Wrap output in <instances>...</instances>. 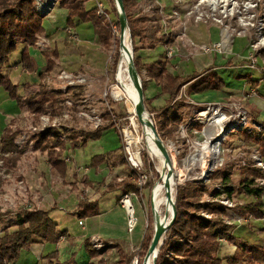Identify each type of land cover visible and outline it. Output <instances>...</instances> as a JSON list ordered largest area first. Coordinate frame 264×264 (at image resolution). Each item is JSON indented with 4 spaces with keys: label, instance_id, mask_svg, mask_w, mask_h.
<instances>
[{
    "label": "rangeland",
    "instance_id": "1",
    "mask_svg": "<svg viewBox=\"0 0 264 264\" xmlns=\"http://www.w3.org/2000/svg\"><path fill=\"white\" fill-rule=\"evenodd\" d=\"M101 1L109 14L108 21L110 22L112 30V46L109 50L101 46L91 24L79 23L76 29L67 26V11L61 7L60 0H52V2H55V7L50 13L51 15H49V17H42L43 23L49 33L47 36H38L37 42H48L50 43V47L41 49L35 46L34 48H29V52L35 60L38 70L40 68L43 72H45L46 69V56L44 54L48 53L50 50L58 52V58H56V60L53 58L57 64L56 68L52 73L46 74L41 83L48 92L61 93L64 95V108L60 113H45L41 115L36 122L25 108L21 107V109L16 104H13L14 107L18 108L20 115H18V117H9L8 123L9 125H13L14 128L22 129V132L15 140V149L10 152H1L2 149L0 150V215H5L0 220V231L3 233L11 227L14 230L16 229L15 224L19 222L16 219V214L23 209L21 206L24 203L30 202V194L33 191L32 185L34 184L36 185L35 188H38L37 176L40 173L45 174L44 169L48 167L47 155L35 151L34 149L36 139L41 133H51V135L59 136L61 140L66 141L69 133H95L101 130L102 136L99 140L89 142L87 147L74 149L73 161L70 158L71 154H69L71 152H68L66 158L69 157L71 160V162H69L70 164H68L70 170L68 180H61L58 182H53V180L49 182L48 180L47 184L52 187L59 184L63 190L71 189L74 192V208L76 207L77 201L81 199L100 198L103 194L104 202L99 201L101 210H107L111 208V205L112 207L118 206L123 209L121 201L125 195L116 190L119 189L117 186L122 179L124 181L128 180L127 177L130 174V170L126 159L125 162H123V157L125 158L123 141L120 131L114 125L112 114L116 115L118 118L124 119L121 125L125 128L130 126L131 135L134 137L132 149L134 151H141V153H147L148 162L152 168L150 175L153 185L150 192L145 191L143 197H134L132 201L136 210V217L139 220L138 226L133 234H128L126 232L123 238L126 239V242H128L130 238L133 239L135 243L137 242L136 247H138L147 231V221L149 222L148 227L151 225L155 231L153 196L157 188L161 184L164 185L167 179L166 176L168 177L170 173V169L167 167L164 168V166L162 168L160 161L150 155L146 141L143 139L142 131V137L134 132L130 124L131 114L129 113L126 102H117L111 96L110 92L117 84L119 63L115 66L114 60L116 55L120 53L121 47V29L118 27L120 18L117 17L108 0ZM173 1L175 4L170 8V14L165 13L167 15L164 16L166 24H161L162 28H156V23L150 25V21L147 18L134 15V17L143 21V23H140L141 27L149 29V32H147L149 39L146 40L147 42L145 45L140 42L137 44L144 65L157 59L164 60L166 58L171 61L169 58L170 54L168 53L172 48L173 50L177 49L178 52L174 54L169 71L180 75L191 74L195 71L202 72L205 69L207 70L208 68L214 67L215 62L217 71L225 82L224 89L221 91H207L194 94L192 98L195 99L196 102L212 101L216 102L214 103L215 105L222 104L225 110L229 111L230 114L233 113L232 116L236 115L238 112H245L247 110L249 114L248 122L246 123L247 126L244 130L242 129L239 132L229 133L225 137L220 146L219 154L216 156L213 169L206 175L205 179H202L201 165L199 161L195 162L193 159L198 160L200 158L202 145L206 142L205 136L207 131L206 129L204 130L202 121L197 119L198 113L206 108V103L190 106L188 104L190 103V99L186 98L183 103L184 106L180 107L178 110L183 121L176 127L173 138L163 140L167 148L170 150L173 149L172 154L176 159V170L178 174L181 173L183 174V178H186L177 182L172 192V198L176 202V189L192 184L207 185L211 191H219L223 188L221 174L228 175L232 179L230 187H234V189L237 190L232 200L225 196L217 200L205 197L203 202H219L226 208L231 204L233 208H227L231 210L230 216L224 220L226 225H232L234 219H242L241 222L244 220V222H248L250 220L249 217L248 219L239 216V218H237L233 209H235L238 204H246L252 201V197L246 196L240 184L244 175L243 169L248 166L252 168L255 167V169L260 170L264 175V171L255 166L254 163L255 159H260L264 162V155L261 147H259L258 144L252 143L250 140L246 141L245 136H264V126L254 120L255 118L250 115V110H253L254 106L249 103L252 101L255 102L257 98L263 97L264 94V0H238L235 12H232L230 15L228 14V16L222 14L221 11L224 13L222 10L223 7H227L225 14L231 11L232 4H230V1L226 3H216L213 5L217 7L216 10L211 8L212 4H210L211 6L206 5L203 0ZM167 2L172 3L170 0H167ZM35 6L36 1L34 0L35 12L40 16ZM218 6H221L222 9ZM92 8H95L94 0L89 1L88 9ZM172 9L173 13L171 14ZM132 13L134 14V10ZM156 15L161 14H159L158 11ZM161 17H163V15H161ZM101 18L107 20V18ZM214 26L220 29L218 32L220 35L219 37H215L217 32L213 28ZM169 28L173 30V33L168 35ZM154 30L158 33L153 37ZM208 31H210L211 35L209 39L203 38L205 34H208ZM223 32L232 36L230 41L225 37H221ZM213 33L215 35H213ZM72 35L74 38L71 37ZM200 35L202 37H199ZM128 37L129 46L134 53L130 31H128ZM163 37L166 38V41L161 43L159 40L163 39ZM201 39L206 40L203 41ZM152 41L153 43L156 41L158 42H156V44L152 43L154 46H151ZM216 44H222L223 52L216 51L206 53L204 51H199L200 45L212 48ZM24 48V44L19 45L18 51L9 59V65L15 63L17 59H21ZM154 49L159 51V53L154 54ZM188 53H191L192 56ZM227 63H231V65L226 66ZM6 69L7 67L4 69L5 72ZM22 70L27 75L30 74L25 72L23 66ZM63 71L70 75L72 74L74 77H86L87 81L83 85L74 86V88L67 86V83L62 79L58 80L60 73ZM140 77L143 82L148 80L145 70L141 73ZM41 83L34 85L30 89H24V86L20 85V92L27 96H36L41 90ZM187 88L188 87H184L182 89L178 97L179 99L185 96ZM229 89L241 93L243 97L239 95L228 97L225 92H230ZM258 89H261L263 94H261ZM157 91L158 87L154 83L149 82L148 94L153 97L157 94ZM8 102L11 103L8 93L0 89V115H2L3 111L10 112L8 110H11L10 106L12 103L10 105ZM68 102H72V106H70ZM155 104L158 108L163 106L162 101ZM94 112L98 118L100 117L103 120V126L100 130L96 129L95 120L91 116ZM63 113H69L70 118L64 117ZM106 114H110L111 118L109 120L104 118ZM46 116L50 117L48 127L55 125L54 121H56L57 125L55 126L56 128L43 132L40 131L43 126L42 118L44 119ZM151 117L154 121V115H151ZM260 117V122H262L264 114ZM205 121H207V119ZM59 124L61 127L58 126ZM107 126H111V128H107ZM34 129L37 130L35 131ZM92 129L96 130L92 132ZM64 137L66 138L64 139ZM97 155H109V159L108 162L102 164L98 168H94L92 166V159ZM18 156L20 160L17 167L13 166L12 168L7 164V160ZM192 165L195 166L193 167ZM144 169L146 170L145 166ZM215 173H219V175L217 179L213 181L212 179ZM30 180H32V182ZM255 181V188L264 193V178ZM111 187H117L118 189L116 188L114 192L105 194V191L110 190ZM165 195L164 188L162 197ZM161 213L164 216L166 215L165 207L161 208ZM62 215L65 217V212ZM201 216L206 220L214 221V217L207 213H201ZM123 217L124 214L117 210L114 222L123 224ZM170 217L171 216H169L167 223H169ZM71 220H73V222L71 223L69 233H78L79 236L86 234L85 230L79 225L80 219L77 215L74 214V218ZM83 220L86 221L88 219ZM89 222H86V224L88 225ZM250 226L253 225L251 224ZM61 231H65L64 225H62ZM245 231L248 232L246 229L241 228L240 231L236 233V236L245 238ZM3 233H1V235ZM249 236V238L242 240L244 242H250L251 244H254V240L255 244L264 246V238L259 240L254 234H250ZM91 239L90 243L92 247L98 254H101L95 260L97 264H119L118 259L122 254L131 256L132 259L133 250L128 244L126 245L123 242L116 241L109 246L105 245L106 243L104 244L100 239L101 243L104 245H102V251H98V249L93 246ZM61 240L65 241L66 239L62 237ZM86 240L83 242H76L74 237H69V240L65 243V246L72 248L73 253L69 259L74 256L80 264H88L91 261L85 249ZM239 243L242 245V241ZM54 248L56 249V247ZM234 248L236 247L233 242L222 245L218 257H223L226 252L228 254V252ZM239 249L242 250V247H239ZM42 250L43 249H39V251H41V257L43 255ZM106 255L108 258L107 261L101 262ZM57 260L66 262L63 256L57 258ZM152 261L151 259L150 264H152ZM22 262L20 260L18 264H23ZM45 264L48 263L46 262ZM223 264H226V262L224 261Z\"/></svg>",
    "mask_w": 264,
    "mask_h": 264
},
{
    "label": "trees",
    "instance_id": "2",
    "mask_svg": "<svg viewBox=\"0 0 264 264\" xmlns=\"http://www.w3.org/2000/svg\"><path fill=\"white\" fill-rule=\"evenodd\" d=\"M91 0H60V5L67 11V26L76 29L79 23L91 24L96 37L101 46L109 50L112 46V30L110 22L103 20L98 16L95 8L88 9L87 2ZM113 11L119 17L115 0H108ZM128 29L132 37V47L134 50V66L141 75L145 70L147 81L143 82L145 96V105L148 112L154 115V122L158 134L162 140L173 138L176 127L183 121L179 114V108L183 107L186 98L194 94H200L207 91H221L225 87L224 80L220 77L217 67H211L202 72L195 71L191 74L180 75L169 71L173 59L158 60L144 65L143 58L139 54L137 44H144L149 39V29L141 27V19L134 17L132 13L136 6L133 0H123ZM77 22V23H76ZM118 27L121 29L120 23ZM161 28V27H159ZM159 30V29H158ZM48 29L34 9V0H0V89L8 93L9 99L18 107L25 108L29 115L37 122L41 115L45 113H60L64 108L65 97L61 93L48 92L41 83V90L36 96H27L21 94L19 85L12 82L11 78L6 76L4 69L9 63L10 56L17 52L20 44H24L25 49L22 53L21 63L25 72L34 74L38 71V66L29 52V48H34L37 43V37L47 36ZM158 32L153 31V37ZM151 37V38H153ZM161 43L166 38L159 40ZM158 42V41H156ZM153 41L151 46H154ZM153 43V44H152ZM46 56V69L40 75L44 80L45 75L52 73L56 68L57 51H49ZM53 58L55 60H53ZM120 59V53L115 57V66ZM119 65V64H118ZM227 63L226 66H230ZM173 68V66H172ZM149 82L158 87L157 94L150 96L148 94ZM187 88L185 98L179 99L183 88ZM160 100L163 106L157 107L153 101ZM21 108V109H22ZM124 115V114H122ZM105 119H110V114L104 115ZM201 127V126H200ZM111 128V126H107ZM22 132L20 128H14L8 125L1 135V152H10L15 149L14 143ZM102 131L95 133L79 132L77 134L69 133L67 141H63L59 136L51 133H41L35 142L34 149L47 155L48 163L52 174L66 178L69 173L68 164L64 161L65 153L70 149H80L87 147L89 142L99 140ZM246 136V141L258 144L264 155V136ZM123 157V156H121ZM148 181L145 191L152 187L150 172L152 168L149 165L147 153H142ZM20 157H14L7 160V164L13 168L17 167ZM108 156L97 155L92 159V166L98 168L106 163ZM123 162L125 158L123 157ZM243 179L240 184L243 191L254 198L253 201L246 204H238L233 211L236 217L250 218V220H264V202L263 192L255 188V180L264 178L263 173L250 166L243 169ZM219 173H215L213 181L217 179ZM223 188L219 191H211L207 185L192 184L176 189V208L177 218L170 229L164 234L163 244L159 250L156 264H223L224 260L218 257L222 242H234L233 224L238 220H233L232 225H226L224 220L230 216L231 210L227 209L219 202H203V199L209 197L217 200L225 196L232 200L237 191L230 187L232 179L228 175L221 174ZM211 181V179H210ZM125 194L134 193L138 198L140 191L137 183L125 181L117 186ZM117 187H111L105 191V194L114 192ZM201 213H207L214 217V221H209L201 216ZM80 220L96 217L100 214V206L97 200L91 201L84 198L79 201V205L74 212ZM5 215H0V220ZM239 216V217H238ZM19 222L15 230L7 229L0 235V264H16L22 253L29 251L35 244H54L60 243L61 238L65 237L68 241L71 237L68 231H61L55 225L50 217V212L43 209H22L18 212ZM155 231L151 225L147 228L141 245V261L143 262L149 248L152 244ZM85 249L89 254L91 261L88 264H97L95 260L101 254L92 247L90 240L87 239ZM58 253L52 252L47 256L48 264H80L76 257H72L66 262L57 260ZM107 255L101 262L107 261ZM131 256L122 254L119 258V264H129ZM264 264V248L257 245H243L242 250L236 253V256L228 264ZM142 264V263H141Z\"/></svg>",
    "mask_w": 264,
    "mask_h": 264
},
{
    "label": "crops",
    "instance_id": "3",
    "mask_svg": "<svg viewBox=\"0 0 264 264\" xmlns=\"http://www.w3.org/2000/svg\"><path fill=\"white\" fill-rule=\"evenodd\" d=\"M133 1L136 4V6L133 8L134 15L149 19L150 25L152 23H154V24L156 23L157 24V25H155V26H157L156 28H159V27L162 28L161 24H166L164 16H167L166 14H170V8L172 6H174V4H175V2L173 0H170V2L172 1V3H168L167 0H133ZM88 6H89V2H87V7ZM158 11H159V14L163 15V17H161V15H156ZM172 13H173V9L171 11V14ZM167 20H170V19H167ZM213 28L217 32L216 35L214 33H213V35H215V37H217V36L219 37L220 35L218 34V32L220 31V29L217 26H214ZM224 32L222 33L221 37L222 38L225 37L226 39H228V41H230L232 36L229 34H226ZM172 33H173V30H171L169 28L168 35L172 34ZM210 36H211L210 31H208V34H205L203 36V38L209 39ZM199 37H202V36L200 35ZM201 40L205 41L206 39H201ZM232 42H230V43H232ZM18 49H19V47H18ZM153 51L155 52L154 54L159 53V51H157L155 49ZM21 56H22V54H21ZM11 57L12 56H10V58ZM155 61H158V59L153 60L150 63L155 62ZM214 66H216L215 62H214ZM42 73H44V72L41 71L39 68L38 72H36L34 74H28L27 75L22 70L21 59L20 60L17 59L15 63L7 65L5 75L10 77L14 84L19 85V86L22 85V86H24V89H27V88L30 89L34 85H38L39 83H41L42 78L40 77V75ZM258 90H260L261 94H263V91L261 89H258ZM229 91L230 92H225V93H227L228 97L233 96V95H239V96L243 97V95L239 92H235V91L230 90V89H229ZM189 99H190V102L192 103V105H190V106L202 105L204 103H206V104L216 103V102H212V101L196 102V100L193 99L192 96ZM10 102L12 103V105H11V103L8 102L11 105L10 106L11 110H8L10 112L3 111L2 115H0V150L2 148L1 135L3 134L4 129L9 125V123H8L9 117H11V116L12 117H16V116L18 117V115H20L18 108L14 107V105H13L15 103L12 102L11 100H10ZM159 102H161V101L155 100L153 104L156 105L155 103H159ZM249 103H251L254 106L253 110H250V115L253 118H255L254 120L258 121L259 123H261L264 126V119H262V122H260V119H259V118H261L260 116H262L264 114V94H263V97L257 98L255 100V102L252 101ZM254 110H255V112H254ZM68 147L70 149L65 153L64 161L66 159V156H68L69 151L71 152V153H69V154H71V156L70 155L69 156L73 161L74 149H72V147H70V146H68ZM107 162H108V160H107ZM67 164H70V163H67ZM47 165H48V167H46L44 169L45 174L40 173L37 176L38 177V180H37L38 188H35L36 185H34V184L32 185L33 191L30 194V197H31L30 202L24 203L21 206V208H23V209H43V210L49 211L50 217H51L53 223L55 225H57L60 230H61L62 225H64L65 231L70 232L69 229L71 228V223L73 222V220H71V219L74 218V212L76 211V209L78 207V202L80 200L77 201L76 207L74 208V192L71 189L63 190V189H61L59 184H56V186H53V187L47 184L48 180H49V182L52 180H53V182H58L61 180H68V178L70 176V170H69L68 176L66 178H61L60 176H56V175L52 174L51 167H50L48 161H47ZM253 168H255V167H253ZM243 178L244 177H242V179ZM30 181L32 182V180H30ZM120 183H123V182H120ZM116 191H120L121 194H123V195L125 194V192L120 188ZM246 196L250 197V198L252 197V196H249L248 194H246ZM262 199H264V193H263ZM90 200L91 201L97 200V202H99V201L104 202L103 194H102V197L100 196V198L99 197L98 198H92ZM252 201H253V198H252ZM117 210L121 211L124 214V217L122 219L123 224H118V223L114 222L115 221V214H116ZM64 212L66 214L65 217H63V215H62ZM16 216H17V214H16ZM16 219L18 220L17 217H16ZM241 221H242V219L238 220L237 223L233 224L234 229L232 231V234L234 237L237 238L236 241L233 242V244L235 245L236 248L232 249L230 252H228V254L226 252L223 257L219 256L220 259H223L226 262V264H228V261H231L232 259L235 258L237 252L241 251L239 249V247H243V245L260 246L259 244H255L254 240H253L254 244H251L250 242H244L242 239L249 238L250 234L256 235L259 240H262V238H264V220H249L248 222H244L245 220L243 222H241ZM86 222H89L88 225L86 224ZM251 224L254 226V228H253V226H250ZM79 225L82 227L83 230H85L86 234H82L81 236H79L78 233H74V234L70 233V235L72 237H74V240L76 242H78V241L83 242L86 239L90 240L93 237H97V238L101 239L104 244L106 243L105 245H109V246L113 242H116V241L117 242H123L126 245L128 244L132 248L135 247L137 244V242L135 243L133 241V239H131V238L129 239L128 242H126V239L123 238L124 234H126V232H127V230H126V228H127V217H126L125 211L118 206L112 207V205H111V208H109L107 210H101L100 209V214L98 216L88 218V220H86V221L85 220H83V221L79 220ZM241 228L246 229L248 231V232L245 231V233H244L245 238H242V237L240 238L239 236H236V233H238V231H240ZM9 229L14 230V229H12V227ZM1 233H3V232L0 231V235H1ZM241 241H242V245L239 243ZM66 242H67V240H65V241L61 240L60 243L57 245L48 244V243L35 244L34 246H32V248L29 251L22 253L19 261L20 260H21V262L23 261L22 262L23 264H45L47 262V256L50 255L52 252H56V251L58 253V258L63 256V258L66 259L65 261H68L73 252H72V248L65 246ZM227 243H229V242L228 241H225L224 243L222 242V245H226ZM54 247H56V249ZM260 247L264 248V246H260ZM39 249H43L42 250V253H43L42 257L40 256L41 251H39ZM229 256H231V257H229ZM19 261L16 264H18ZM118 262H119V259H118ZM238 264H241V263H238Z\"/></svg>",
    "mask_w": 264,
    "mask_h": 264
},
{
    "label": "built area",
    "instance_id": "4",
    "mask_svg": "<svg viewBox=\"0 0 264 264\" xmlns=\"http://www.w3.org/2000/svg\"><path fill=\"white\" fill-rule=\"evenodd\" d=\"M35 1H36L35 8L38 11V13L40 14V16L43 17V18L44 17H49V15H51L50 13L53 11V8L55 7V2H52V0H49V1L48 0H35ZM175 1L176 2H181L182 0H175ZM203 1H204V3H206V5H209V6H211L210 3L213 2L212 0H210V1L209 0H203ZM229 1H230V4H232L231 11L229 13H227V14H224L221 11V13L224 14L225 16H228V14L230 15L232 12L234 13L235 12V8L238 5V0H229ZM94 2H95V9L97 10V14L100 17L109 19V14L107 13V10H106L104 4L102 3V1L101 0H94ZM218 7L221 8V6H218ZM211 8L213 10L217 9V7H215V6H211ZM222 10L225 12V10H227V7H223ZM71 37L74 38L73 35ZM36 46L38 48H41V49H47L48 47H50V43H48V42L46 43L44 41H42V42L38 41L36 43ZM37 50H39V49H37ZM199 51H204L206 53H209V52L212 53V52H216V51H222L223 52V46H222V44H216L212 48H210V47H207L205 45H200V50ZM177 52H178L177 49H175V50H173V48L170 49L169 53H168V54H170L169 58L172 60L173 57H174V54H177ZM188 54H190V56H192L191 53H188ZM188 57H189V55H188ZM59 79L60 80L62 79L65 83H67V86H70V87H73V88H74V86L83 85L87 81L86 77H82V76L74 77L72 74L70 75V74H68L65 71L60 73V75L58 77V80ZM111 92H112V90H111ZM111 96H112V93H111ZM117 102H119V101H117ZM68 103H69L70 106H72V102H68ZM188 104L192 105L191 102L188 103ZM205 106H206V108H204L203 110H201L200 113H198L197 119L202 121V124H204V130H205L206 127H207V123H209L211 120H214L212 118L215 117L216 115H213V114L219 113L220 116H217V117H218L219 120H221V123L224 124L225 130H226L225 131V135L222 138V141L225 139V137L229 133H232V132L235 133L237 131L239 132L240 130H242V129L244 130L246 128V126H247L246 123L248 122V114H249L248 110L245 111V112H238L236 115L232 116L233 113L230 114L229 111L225 110L223 108L222 104L215 105L214 103H208ZM67 112H69V111H67ZM63 115L66 118H70L69 113H65V114L63 113ZM91 116L95 120L96 129L100 130L102 128V126H103V123H102L103 120L100 117L98 118V116L95 115V112L92 113ZM49 118H50L49 116H46L44 119L42 118L43 126H42L40 131L46 132V131H48L50 129L56 128L55 127L57 125L56 121H54L55 125L48 127ZM206 119H207V121H205ZM112 120L115 123L114 125L120 131L121 139L123 141V151H124L125 159H126V161L128 163V167H129V170H130V174L127 177V179H128L127 181L137 183V185L139 187V191H140V197H143L145 186L147 184V181H148L149 177H148V175L146 173V170L144 169V162H143V158H142V153H141V151H134L132 149V145L134 143L133 142L134 141V137H133V135H131L132 132L130 131V126L125 128L123 125H121L124 119L118 118V117H116V115L112 114ZM227 121H229V122L226 123ZM58 126L61 127L60 124ZM96 129H92V132H94L93 130H96ZM34 130L36 131L37 129H34ZM204 130H203V132H204ZM65 138L66 137H64V139ZM130 138H133V140H131ZM130 141H132V142H130ZM65 161L67 163L71 162L69 157H67L65 159ZM254 163H255V166H257L258 168H261V170L264 171V162L262 160L255 159ZM120 182H124V180L122 179ZM124 195L125 196L122 199L121 203H122L123 209L126 212L127 232H128V234H133L135 232L137 226H138V223H139V220L136 217V210H135L133 202H132L133 198L137 197V196L134 193H127V194H124ZM228 206H227V208H229V209L233 208V207H231L232 206L231 204H229ZM148 224H149V222L147 221L146 229L148 228ZM142 241H141V244L138 247L135 246V247L132 248L133 256H132V259H131L129 264H141L140 252H141ZM91 242L93 243V246L96 249H98V251H102L101 250L103 248L102 245H104V244L101 243L99 238L93 237L91 239Z\"/></svg>",
    "mask_w": 264,
    "mask_h": 264
},
{
    "label": "bare ground",
    "instance_id": "5",
    "mask_svg": "<svg viewBox=\"0 0 264 264\" xmlns=\"http://www.w3.org/2000/svg\"><path fill=\"white\" fill-rule=\"evenodd\" d=\"M228 1L229 0H213V2L210 4H212L213 6L216 3H226ZM123 44L124 46H121L122 48L120 47V63L117 70V84L112 88V92L110 93H112V98L114 100L126 102L129 113L131 114L130 121L133 130L138 135H141L142 131L143 139L146 141V145L150 155L160 161V163L162 164V168L164 166V168L167 167L171 169L170 178L167 181L165 180L164 185H168V187H170L173 192L177 182L182 181L186 178H183V174H178L176 170V159L172 154L173 149L170 150L165 146L167 152L166 154V152L162 150L157 144L151 133L149 125L150 121L146 118L145 114L141 110L139 85L137 79L135 78V71L131 65L132 50L129 46L128 33H126V35L124 36ZM213 115H216L212 118L214 120H211L206 127V142L203 145L201 144L202 153L200 154V158L198 160L193 159L195 162L199 161L201 165L202 179H205L206 175L209 174V172L214 167L216 161L215 159L219 154L220 146L223 142L222 138L225 135L226 131L224 124L221 123V120H219L217 117L220 116L219 113ZM228 122L229 121H227L226 123ZM140 137H142V135ZM130 139L133 140V138ZM164 185L161 184L157 188L153 196L154 219L156 227L158 229H162L167 224V222L165 221V216L161 213V208L165 207V214H167L168 217L171 216L172 213V204L168 201L166 195L162 197V192L165 188Z\"/></svg>",
    "mask_w": 264,
    "mask_h": 264
},
{
    "label": "water",
    "instance_id": "6",
    "mask_svg": "<svg viewBox=\"0 0 264 264\" xmlns=\"http://www.w3.org/2000/svg\"><path fill=\"white\" fill-rule=\"evenodd\" d=\"M115 4H116V8H117L118 15H119V18H120L121 46L123 47L124 46V44H123L124 36L129 31L128 25H127V19H126V11H125V6H124L123 0H115ZM131 65H132V68L135 71V78L137 79L138 85H139L141 110L145 114L146 118L150 121V123H149L150 130H151V133H152L154 139L156 140V142L160 146V148L166 152V148H165L164 142L161 139L160 135L158 134L156 126H155V123H154V121H153V119L151 117V114L148 112V110L146 108V105H145L143 81H142L139 73L136 71V68L134 66V53H133V51L131 53ZM166 154H167V152H166ZM170 175H171V169H170V173H169L166 181L170 178ZM164 186H165L166 198L172 204V213H171L170 221L162 229H158L155 226V234H154V237H153L152 244H151V246L149 248V251L146 254L142 264H149L151 258L153 260L152 264H156V259H157L159 250H160V248H161V246L163 244L164 234L170 229V227L174 224V222H175V220L177 218V208H176V203H175L174 199L172 198V190L170 189V187H168V185H164ZM168 218L169 217L166 214L165 215V221L166 222L168 221ZM155 225H156V223H155Z\"/></svg>",
    "mask_w": 264,
    "mask_h": 264
}]
</instances>
